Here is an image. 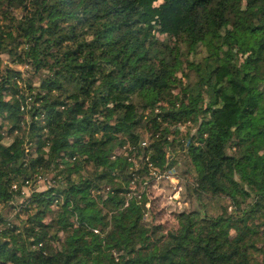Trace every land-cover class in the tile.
<instances>
[{"label": "trees", "instance_id": "obj_1", "mask_svg": "<svg viewBox=\"0 0 264 264\" xmlns=\"http://www.w3.org/2000/svg\"><path fill=\"white\" fill-rule=\"evenodd\" d=\"M1 54L0 264H264V0H0ZM176 147L200 207L166 229Z\"/></svg>", "mask_w": 264, "mask_h": 264}, {"label": "rangeland", "instance_id": "obj_2", "mask_svg": "<svg viewBox=\"0 0 264 264\" xmlns=\"http://www.w3.org/2000/svg\"><path fill=\"white\" fill-rule=\"evenodd\" d=\"M161 1L155 2L154 7L157 9ZM14 16L18 19L21 17L20 11H15ZM21 21V20H20ZM23 23V22H21ZM164 38L163 34H158V39L161 40ZM170 44H173V41H170ZM1 64H0V71H3L5 69V66L12 67L15 69H19L22 72H24L26 69H29L31 71V68L27 67L26 64H14L11 62L10 57H8L6 54L0 55ZM162 59V56H158V60L160 61ZM23 77L27 76L31 78L30 72H27L26 74L22 75ZM37 80L36 77H33V82L35 83ZM21 85H23V81L20 82ZM25 87V85H24ZM185 127H189L186 129H189L190 133H194L196 131L195 124L185 123L179 126L178 132L180 135H183L186 131ZM176 129V128H175ZM173 135L177 136V133L171 134L170 138H173ZM10 139V138H9ZM8 138L4 137L2 139L3 143H9ZM181 139V137H180ZM32 152L34 149L31 150ZM125 149H116L115 154H124ZM179 157L177 163L167 171L158 172L153 171V177L151 178V181L148 184H144L145 186V193L147 195V204L146 207L148 211L145 213V217L147 221H153L155 224H162L165 226L166 229L170 228L173 223L175 222V215L176 213L182 211V210H194L199 209V204L195 200L194 197L187 194L185 181L188 179V176L181 175V172L186 167V159L183 154L179 152V150L176 148H171V150L168 151L167 158L168 159H175L176 157ZM137 161V160H136ZM134 162L135 166L138 164L137 162ZM46 175V174H45ZM41 175L43 179L39 182L31 183L30 186H25L23 189L25 191V198L29 197L34 191H45L47 188L51 187V176ZM18 203H22L24 198L23 197H17ZM16 203V202H15ZM54 208V207H52ZM3 210V209H2ZM17 209H10L8 211H3V216L7 218L14 217L15 214H17ZM19 219L24 218V214L20 213ZM52 217V214H49L45 217V221H49ZM18 220V219H16Z\"/></svg>", "mask_w": 264, "mask_h": 264}, {"label": "built area", "instance_id": "obj_3", "mask_svg": "<svg viewBox=\"0 0 264 264\" xmlns=\"http://www.w3.org/2000/svg\"><path fill=\"white\" fill-rule=\"evenodd\" d=\"M43 179V177L42 176H37V179H36V182H39V181H41ZM31 184L28 182V181H26L25 182V185L23 186V188L25 187V186H30ZM12 188L13 189H16V185L15 184H13L12 185ZM23 188H21L22 190H21V197H22V195H24L25 194V191H24V189ZM24 201V200H23ZM15 204V203H14ZM16 215V214H15ZM14 215V216H15ZM12 218H14V217H11V218H9V220H8V222H12V224H16V223H18V222H14V220H12ZM15 221H17L16 219H15ZM10 222V223H11ZM11 225V224H10Z\"/></svg>", "mask_w": 264, "mask_h": 264}]
</instances>
